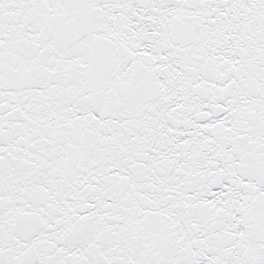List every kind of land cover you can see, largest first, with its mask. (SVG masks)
Listing matches in <instances>:
<instances>
[{
  "label": "snow or ice",
  "instance_id": "snow-or-ice-1",
  "mask_svg": "<svg viewBox=\"0 0 264 264\" xmlns=\"http://www.w3.org/2000/svg\"><path fill=\"white\" fill-rule=\"evenodd\" d=\"M0 264H264V0H0Z\"/></svg>",
  "mask_w": 264,
  "mask_h": 264
}]
</instances>
